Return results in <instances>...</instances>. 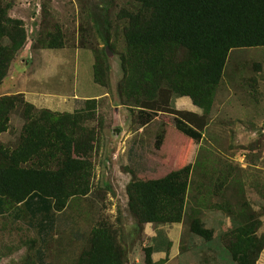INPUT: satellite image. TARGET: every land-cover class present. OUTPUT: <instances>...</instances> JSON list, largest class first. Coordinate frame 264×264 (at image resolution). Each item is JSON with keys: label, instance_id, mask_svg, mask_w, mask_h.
Instances as JSON below:
<instances>
[{"label": "rangeland", "instance_id": "1", "mask_svg": "<svg viewBox=\"0 0 264 264\" xmlns=\"http://www.w3.org/2000/svg\"><path fill=\"white\" fill-rule=\"evenodd\" d=\"M135 5L136 0H0L6 28L18 22L26 33L0 81V97L23 100L11 109L0 145L14 148L24 124L44 111L70 115L65 130L73 156L89 163L86 192L54 209L57 226L46 260L93 264V234L102 229L113 264H145L146 248L165 252L153 264H236L229 234L246 218L255 222L262 244L255 264H264V48L230 50L208 107L168 87L154 98L139 92L127 97L119 88L126 50L120 13ZM53 36L62 39L61 47L49 46ZM0 42L8 45L7 38ZM25 102L33 108L28 116ZM131 146L135 162L128 158ZM186 167L178 221L145 222L131 213L130 182ZM5 208L0 264H38L39 240L26 210L9 200ZM193 219L212 230L211 239L191 231ZM154 238L161 239L158 247Z\"/></svg>", "mask_w": 264, "mask_h": 264}, {"label": "trees", "instance_id": "2", "mask_svg": "<svg viewBox=\"0 0 264 264\" xmlns=\"http://www.w3.org/2000/svg\"><path fill=\"white\" fill-rule=\"evenodd\" d=\"M0 11V81L9 62L24 43L26 33L20 23L7 29ZM125 53L121 55L120 90L127 97L143 93L154 98L162 87L189 96L200 107H208L212 89L221 79L231 49L264 48V0H136L134 9H124ZM63 45L53 36L50 47ZM20 101L19 95L0 97V133L8 128L9 113ZM21 103L23 100L21 99ZM24 115L33 109L24 104ZM56 118V119H54ZM70 115L44 111L24 124L14 148L0 145V215L5 203L21 204L28 225L36 231L38 264H48L46 244L57 226L54 209L60 210L72 194L85 193L89 163L73 156V141L67 134ZM134 161L133 146L128 149ZM188 168L162 178L133 180L127 188L131 213L142 221H178L186 192ZM19 211V210H18ZM14 215L20 218V211ZM191 231L205 240L212 230L193 219ZM229 251L236 264H255L262 248L255 234V222L246 218L231 230ZM108 237L102 229L93 234V264H113L108 253ZM145 264H153L151 249L145 250Z\"/></svg>", "mask_w": 264, "mask_h": 264}, {"label": "crops", "instance_id": "3", "mask_svg": "<svg viewBox=\"0 0 264 264\" xmlns=\"http://www.w3.org/2000/svg\"><path fill=\"white\" fill-rule=\"evenodd\" d=\"M172 238V237H171ZM152 241H155V245L158 247V245L161 242L160 238H154ZM152 253H151V258L153 259V261H156V259L165 257V252L164 255L162 256V249H158V248H152ZM173 260V258H170V262ZM178 264V263H177Z\"/></svg>", "mask_w": 264, "mask_h": 264}]
</instances>
